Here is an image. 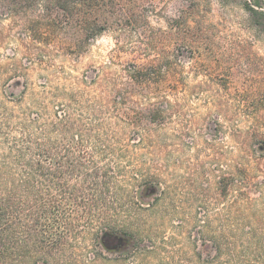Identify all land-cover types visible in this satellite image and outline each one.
I'll return each mask as SVG.
<instances>
[{
  "label": "rangeland",
  "instance_id": "1",
  "mask_svg": "<svg viewBox=\"0 0 264 264\" xmlns=\"http://www.w3.org/2000/svg\"><path fill=\"white\" fill-rule=\"evenodd\" d=\"M43 1L0 0V169L83 135L110 170L68 264H264V0Z\"/></svg>",
  "mask_w": 264,
  "mask_h": 264
},
{
  "label": "trees",
  "instance_id": "2",
  "mask_svg": "<svg viewBox=\"0 0 264 264\" xmlns=\"http://www.w3.org/2000/svg\"><path fill=\"white\" fill-rule=\"evenodd\" d=\"M106 1L65 0L72 6L66 14L69 24L84 29L88 14L80 7L89 2L100 11ZM246 7L264 15L248 3ZM78 136L72 137L61 159L52 151L7 157L9 165L0 169V264H68L66 251L84 231L96 230L97 239L115 233L109 214L117 192L114 177L86 153L76 156L74 150L85 145L83 135Z\"/></svg>",
  "mask_w": 264,
  "mask_h": 264
}]
</instances>
